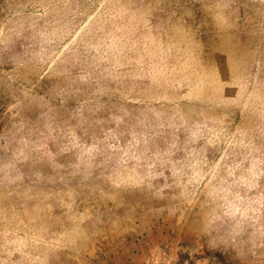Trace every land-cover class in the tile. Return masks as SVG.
<instances>
[{
  "label": "rangeland",
  "instance_id": "374dc122",
  "mask_svg": "<svg viewBox=\"0 0 264 264\" xmlns=\"http://www.w3.org/2000/svg\"><path fill=\"white\" fill-rule=\"evenodd\" d=\"M0 264H264V0H0Z\"/></svg>",
  "mask_w": 264,
  "mask_h": 264
}]
</instances>
